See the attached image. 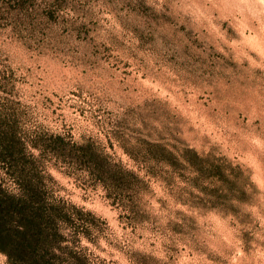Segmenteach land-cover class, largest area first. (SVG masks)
<instances>
[{
  "label": "rangeland",
  "instance_id": "rangeland-1",
  "mask_svg": "<svg viewBox=\"0 0 264 264\" xmlns=\"http://www.w3.org/2000/svg\"><path fill=\"white\" fill-rule=\"evenodd\" d=\"M0 199L53 264H264V0H0Z\"/></svg>",
  "mask_w": 264,
  "mask_h": 264
},
{
  "label": "trees",
  "instance_id": "trees-1",
  "mask_svg": "<svg viewBox=\"0 0 264 264\" xmlns=\"http://www.w3.org/2000/svg\"><path fill=\"white\" fill-rule=\"evenodd\" d=\"M53 218L46 217L42 206L33 209L14 199H0V252L9 264H53L48 243Z\"/></svg>",
  "mask_w": 264,
  "mask_h": 264
}]
</instances>
